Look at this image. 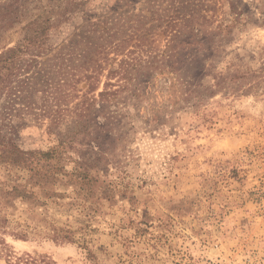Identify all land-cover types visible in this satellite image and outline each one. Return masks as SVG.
Listing matches in <instances>:
<instances>
[{
  "label": "rangeland",
  "instance_id": "rangeland-1",
  "mask_svg": "<svg viewBox=\"0 0 264 264\" xmlns=\"http://www.w3.org/2000/svg\"><path fill=\"white\" fill-rule=\"evenodd\" d=\"M125 1L74 0L76 17L66 23L51 51L20 75H29L30 83L18 97L0 98L1 145L8 138L24 150H46L55 143L63 125L49 129L42 106L51 98L43 95L57 80L63 82L69 65L82 60L79 51L68 57L64 53L70 48L60 47L81 23V10L94 14L120 6L119 13L132 12L137 33L147 39L144 56L173 54L181 60L174 72L165 65L140 79L139 96L127 108L122 126L98 142L88 139L81 153L68 152L67 168L89 169L127 196L101 206L90 223L86 240L97 263L264 264V0ZM95 16L88 21H96ZM237 17L232 33L215 39L211 50L215 72L227 81L215 87L213 96L200 97L204 91L198 83H211L200 69L209 55L203 32ZM21 27L4 32L8 46ZM174 30L177 36L167 43ZM238 72L246 76L231 80ZM78 86L86 87L83 82ZM50 212L58 221L77 216L75 210L69 217ZM14 217L24 219L22 208ZM16 228L14 221L8 226ZM30 236L20 240L0 234L17 253L47 255L54 264H95L78 243ZM0 264H6L3 257Z\"/></svg>",
  "mask_w": 264,
  "mask_h": 264
},
{
  "label": "trees",
  "instance_id": "trees-1",
  "mask_svg": "<svg viewBox=\"0 0 264 264\" xmlns=\"http://www.w3.org/2000/svg\"><path fill=\"white\" fill-rule=\"evenodd\" d=\"M36 1L0 0V98L6 97L8 101L18 97L24 85L30 83L29 75L20 79L22 72H28L37 57L51 51L66 23L78 13L74 0H47L45 4ZM30 3H33L31 7ZM119 9L120 6L115 9L109 6L94 14L81 10V23L73 26L70 42L60 47V50L65 46L70 48L64 53L68 57L79 51L82 60L77 65H69L63 82L57 80L58 86L54 85L51 92L43 95L51 98V103L42 106L43 114L50 120L49 129L63 125L55 143L46 150H24L11 138L2 145L0 140V234L27 240L33 233L56 243H78L86 258L95 264H99L95 249L86 240L92 231L90 223L101 206L113 205L117 199L127 196L89 169L67 168V159L71 158L68 152L81 153L88 139L98 142L122 126L127 108L139 96L140 79L150 70L165 65L174 72L181 60L173 54L144 56L142 47L147 39L143 33H137L139 29L135 27L132 12L122 14ZM93 15L101 27L96 21H88ZM228 20L224 18L203 32V49L209 47V55H204L200 69L210 77L211 83H198L204 91L200 97L213 96L215 87L227 81V77L215 72V54L211 50L215 49V39L227 38L232 33L238 17ZM18 25H22L20 35L8 46L3 40L4 32ZM177 26V23L171 24V28ZM177 31H172L167 43L174 41ZM243 76L246 74L238 72L230 79ZM81 82L86 85L85 89L79 88ZM76 99L72 106L67 105ZM4 136L0 132V138ZM19 208L25 214L21 221L14 217ZM51 209L68 217L75 210L77 216L58 221ZM13 221L18 229L10 231L8 226ZM142 229L144 234L146 228ZM0 257L6 264H54L47 255L14 252L2 237Z\"/></svg>",
  "mask_w": 264,
  "mask_h": 264
}]
</instances>
